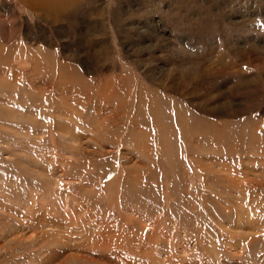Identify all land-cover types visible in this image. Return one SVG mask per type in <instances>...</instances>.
Here are the masks:
<instances>
[{"label":"rangeland","instance_id":"374dc122","mask_svg":"<svg viewBox=\"0 0 264 264\" xmlns=\"http://www.w3.org/2000/svg\"><path fill=\"white\" fill-rule=\"evenodd\" d=\"M0 264H264V0H0Z\"/></svg>","mask_w":264,"mask_h":264}]
</instances>
